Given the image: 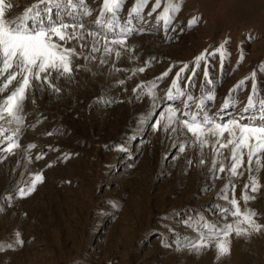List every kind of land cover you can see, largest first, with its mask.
I'll return each instance as SVG.
<instances>
[{
  "label": "rangeland",
  "instance_id": "374dc122",
  "mask_svg": "<svg viewBox=\"0 0 264 264\" xmlns=\"http://www.w3.org/2000/svg\"><path fill=\"white\" fill-rule=\"evenodd\" d=\"M11 2L8 15L16 16L38 0ZM86 3L93 10L82 18L86 27L111 40L112 34L94 23L103 0ZM134 3L126 0L119 13L121 27ZM167 3L161 0V7L148 15L155 4L149 0L143 19H133L129 25L134 31L127 35L119 59L114 53L105 56L101 45V51L92 53L95 59H85L92 37L69 41V47L83 53L73 60L72 77L56 79L53 73L61 91L45 87L26 101L21 148L15 154L0 152V242L13 243L0 250V264H264V229L247 237L233 233L230 254L219 259L215 240L199 254L183 246L197 239V227L189 224L201 216V223L210 221L218 227L233 223L237 218L228 214L225 219L222 211L232 209L233 197L241 211L255 210L254 219L264 225V167L257 172L253 163L249 171L245 155L238 169L241 174L233 176L228 170L230 148L217 154L210 142L201 151L178 125L165 132L163 120L159 130L153 128L165 104L171 103L165 94L185 64L188 68L178 85L195 98L213 94L207 104L210 115L227 120L249 114L244 109L253 80L231 90L253 71L264 98L260 71L264 0H182L180 11L165 28L157 17ZM193 17L198 22L189 27ZM65 22L74 21L65 18ZM225 40L231 55L222 61L219 53L210 54ZM80 43L87 47L80 48ZM205 49L206 59L196 68L194 58ZM241 51L244 59L238 64ZM141 67L145 71H137ZM206 71L211 83L205 79ZM165 72L168 75L158 79ZM149 82L156 84L155 98L147 94ZM226 100L229 107L224 109ZM174 106L182 108V103ZM29 144L36 147L25 151ZM38 155L42 158L36 159ZM222 165L225 170L217 171ZM37 172L43 181L21 198L17 186L24 187ZM250 175L257 177L260 187L254 193L249 187L248 195L255 199L245 204L242 195ZM199 231L209 235L208 229ZM16 232L22 245L14 243Z\"/></svg>",
  "mask_w": 264,
  "mask_h": 264
},
{
  "label": "snow or ice",
  "instance_id": "6c2138e0",
  "mask_svg": "<svg viewBox=\"0 0 264 264\" xmlns=\"http://www.w3.org/2000/svg\"><path fill=\"white\" fill-rule=\"evenodd\" d=\"M125 3L126 0H103L99 9V15L94 23L98 28H106L107 32L112 34L113 38L109 40L107 34L101 37L99 31L89 30L83 22L82 18L90 16L93 11L88 7L86 0H38L30 6H26L24 11L16 16L8 15L13 8L11 0H0V152L15 154V151L21 148L19 138L25 126L24 108L29 97L34 95L36 90H43L45 87L53 92L61 91L53 82V73L56 74V79L72 77L73 60L83 53L78 52L76 47H69V41L76 40L79 42L88 37L93 38L91 50L85 59L96 58L92 53L101 51V47L98 45L103 47L105 56L114 53L117 59L120 58L122 49L127 42V35L134 31L129 25L133 19H143L142 13L149 0H135L128 11L129 19L121 27L119 13L123 10ZM181 4L182 0H168L157 20H162L165 28H167L180 11ZM160 7L161 0H155V4L148 15H152ZM65 18L74 22L66 23ZM197 22L198 18L193 17L188 22L189 27ZM97 37L101 38L97 39ZM251 38L249 37V39ZM228 42V40L222 42L210 55L215 56L216 53H219L222 61L226 56H230L231 54L225 49V44ZM79 46L85 48L87 44L80 43ZM206 52L207 49L194 58L196 68H199L200 62L206 59ZM243 59L244 53L241 51L238 64ZM105 62V60H101L102 64ZM76 67L79 68L81 65H76ZM187 68L188 65L185 64L176 74L171 88L165 94V100L171 103L165 104L160 113V118L153 123V128L159 130L161 120H163L165 121L163 124L165 132L172 125H178L185 131L186 135L191 137L192 146H198L201 151L210 142L217 154H219V149L230 148L232 163L228 170L233 176L241 174L238 173V169L243 167L245 155L247 156L248 170L251 171L252 165L255 163L258 172L261 167H264V164L261 163L264 159V98H261L257 91L256 72L253 71L249 77L239 81L231 90L235 91L236 88H240L244 85L245 80H253L252 92L244 109V112L249 114L222 120L218 115L209 114L207 104L214 99L213 94L205 92L200 98H195L190 93L186 94L179 87L178 81ZM137 71L143 72L145 68L141 67ZM168 71H171V68ZM260 71L264 73V64L260 66ZM167 75L168 72H165L158 79H163ZM194 75L195 71H193ZM205 79L211 83L207 71L205 72ZM189 80L191 81V77ZM13 82L15 84L9 91V86L13 85ZM120 83L123 84L124 81H120ZM149 85L147 94L155 98L156 84L149 82ZM143 87L144 85L138 86V88ZM133 91L135 92L137 89ZM5 92L7 95H3ZM185 96L186 99H184ZM228 99L230 100L231 97ZM32 103H35V100H32ZM176 103H182V108L175 107ZM193 107L196 109L195 111H193ZM222 107L224 109L229 107L228 100ZM164 113L167 115L165 116ZM32 126L34 127V125ZM172 131H176V128L172 127ZM51 134L48 133V135ZM216 145L219 148H216ZM35 147V144H29L25 151ZM179 151H185V145H181ZM41 158L42 156L39 155L36 157V159ZM204 162L203 159L200 160L201 164ZM213 168L215 169V163H213ZM224 170L223 165L217 169L219 172ZM42 181V173H34L24 187L17 186L16 193L21 198L26 197ZM249 182L244 186L242 195L245 204L249 200L255 199L254 196L248 195L249 187L253 193L257 192L260 187L256 176L250 175ZM7 198L11 199V197ZM223 198L229 199L227 195ZM229 203L232 205V209L223 208L222 211L225 213V219H227L228 214L237 218L233 223H224L218 227L217 224L210 221L201 223L204 221V217L201 216L194 224H189L190 227H197L199 232L197 239L188 240L183 246L199 254L211 247V241L215 240L217 259H219L221 256L230 254L231 240L229 237L233 233L236 236L247 237L253 232L258 233L264 229V225L258 224L254 219L257 215L255 210L246 208L241 211L240 202L234 197ZM185 223L189 222L186 221ZM200 228L208 229L209 235L205 236L202 231H199ZM14 235L16 236L14 243L22 245L24 241L20 238V233L16 232ZM177 243L180 244L181 242L177 241ZM5 247L11 248L13 243L0 242V250Z\"/></svg>",
  "mask_w": 264,
  "mask_h": 264
}]
</instances>
